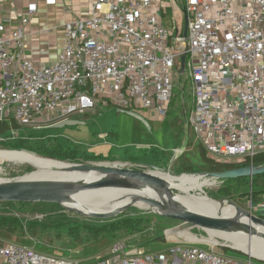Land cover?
<instances>
[{"label": "built area", "instance_id": "built-area-1", "mask_svg": "<svg viewBox=\"0 0 264 264\" xmlns=\"http://www.w3.org/2000/svg\"><path fill=\"white\" fill-rule=\"evenodd\" d=\"M37 12L31 4L16 27L0 23V125L11 128L8 136L0 135V142L18 137L14 125L43 128L35 126L37 116L49 115L56 125L98 107L148 112L164 119L174 98V76L179 73L194 86L190 133L211 158L226 163L250 161L248 166H253L254 158L264 153V0H90L87 15L73 16L65 23L57 60L43 66L25 54L24 31ZM179 153L173 150L170 167ZM122 166L150 169L130 163ZM192 235L199 240L174 236L173 241L166 239L164 250L156 252L143 247L128 251L122 243L116 244L108 256L91 264L264 261L248 254V258L226 255L217 249L225 244L207 241L209 232ZM0 264L80 263L0 237Z\"/></svg>", "mask_w": 264, "mask_h": 264}, {"label": "rangeland", "instance_id": "rangeland-1", "mask_svg": "<svg viewBox=\"0 0 264 264\" xmlns=\"http://www.w3.org/2000/svg\"><path fill=\"white\" fill-rule=\"evenodd\" d=\"M177 15L180 17V13ZM164 23L166 25L168 24L167 18H164ZM181 24L182 22H179V25ZM184 25L185 23L183 20V27ZM174 80H175L174 98H173L174 100L170 109L169 119H177V125L179 126L180 124L181 127L186 129L185 136L181 138H176L175 136L176 128H174L173 126L164 127L160 122H154L150 120L148 121L150 125L149 126L150 128L148 129V127L139 120L124 113H120L119 110L116 108L98 107L95 111L89 112L86 116H82L78 118L73 117L74 120L82 122L84 124L73 127H65L61 129L53 128L54 125H51L49 115H46L42 118L37 116L35 118V123H36L35 126L39 125V127L42 126L43 128L40 129L33 127L23 128L24 130L27 131L28 134L32 135V139H29L27 143L21 145H17V143L14 144L13 143L14 140L0 142V152L27 150L36 153V155L41 158L67 163L68 165H73V166L86 165V164L109 165V166L118 164L122 166V164L124 163H119L114 161H104L100 159L98 160L86 159L85 157H78L74 160L52 159L44 153L45 151L44 149L46 147L40 145L46 142L48 137H54V136H59L60 139L63 141H70L73 143H81L83 145H89V143H86L89 140V138H87L88 136L90 135L92 137L96 136L97 138L96 141L99 142L105 141L104 139L99 138V132L101 133L102 130L106 132H111V130H114V131H118L119 133L121 132L124 133L125 136L124 138L121 137L118 141L117 138H110L113 141L110 144H114L113 147L110 145L111 146V148H109L110 151H112L113 149H117L119 147L118 144H120L123 141L121 145L126 144V147H128V150L130 152L135 153L138 156L144 155L146 159L150 158L151 148L158 147L159 149L167 150L169 152L177 149L179 152H181L185 148L186 141L189 138L192 140L193 146L192 145L189 146L186 152L190 156L191 160L194 162L195 172H197L198 174L202 173L199 171V165H200L198 164L199 151L198 148L196 147V143H197L196 136L193 133L188 134L189 133L188 118H190V116L193 114L194 111V96H193L194 86L190 83V79L187 78V75H180L179 73H175ZM184 84H185V90L183 91L182 88ZM184 113L186 115H184ZM183 117L185 118V122L183 121ZM120 150H121L119 151L120 154L118 153L114 155V157L105 156V158L110 160L124 161L125 158L121 156V154L122 152H125V150L124 149L122 150L121 148ZM146 153L147 155H145ZM154 167H157L160 170H162L161 172H156L160 175L168 174L176 178L177 176H181L182 174H184L180 172L177 169V167L173 169L174 165L171 167L169 164L163 166L162 163L158 162L154 165ZM33 170L34 168L28 165H19V164L2 161L0 162V179L17 180L25 177L27 174L34 172ZM196 176L197 175L193 177ZM203 181L211 182L214 185L212 187L202 188V190H199L197 189V187L194 186L189 187L184 182H182L184 184H181L179 187L172 185V188L176 190V192L178 193L177 196L179 197L180 196L187 197L190 195H201V196H208L218 202H222L223 199H225L230 202L232 201V203H234L236 206H239L244 210L252 212L254 215H256L257 209L255 208L251 209L250 207L251 205H253L252 191L246 185H243L241 187V191L243 192L248 191L249 195L247 197H240V195H234L231 200L228 198H223L221 196L220 190L224 187L222 181L220 180L216 181L215 179H202L201 182ZM12 207H14L13 208L14 212L13 213L10 212V213L13 214L15 217L17 218L19 217L22 220H24L23 221L25 227L24 232L10 234V235L0 232L1 238L11 242H15L17 244L33 246L39 251H43L45 253H49L55 256L56 254H59L57 255L58 257L69 258L78 261L80 264H91L96 262L99 257H103L106 254L111 253L114 245L122 243L124 246H126L125 240L129 238L131 239V237H133V236H124V235L122 236L120 235V233H118V236H116L114 239L112 238V236L108 234H104L103 236L98 238H89L87 234L88 232H90V227L87 224L93 223L94 226L97 227L99 224H101L100 221H112L114 219L101 220V219L90 218L80 215L76 212L69 211L70 209L67 210L61 206H55V205L34 204L29 206L14 205ZM4 208L5 207H0V210ZM147 216H150L149 218L151 224H153L155 227L153 228L152 231L154 232V235L158 237V239L156 241H150L148 243H145L146 247H143L141 249H144L145 251L148 252H156V251L164 250L168 246V242L166 241L167 240L173 241L175 239L174 236L177 237L176 235H170L169 237L165 233L166 230L169 229L176 230L179 225L181 226V222L165 218L162 215H158L154 213L153 211L147 212L139 208H131V207L122 210V214L117 218H115V220L116 221L121 220L126 217L146 218ZM55 218L56 219L62 218L67 223L72 222L74 223V225L81 226L79 242L77 244L74 243L73 239L70 236L53 229L55 223L52 225L51 228L48 227L41 228V230L36 235H32V233L29 232V226L27 228V221L29 222L34 220L42 221L45 219L46 221L44 220V222L45 223L47 222L46 226H48L49 222L56 220ZM181 230L182 229H179L178 231L180 232ZM188 230H190L192 234L205 235V232L198 227H193ZM175 232H177V230ZM175 232H169V233H175ZM92 236L94 235L92 234ZM242 236H245L249 240L252 239L251 235H246L242 233ZM135 238H139V236H136ZM213 239L218 243L220 242L222 244H225L224 248L217 247V249L223 250L226 255L232 257L248 258V256L243 252L234 251V249L231 250L233 247L230 246L229 244H226L222 240L216 238ZM147 240L149 239H146L145 237L140 238V241L146 242ZM210 240L212 241V237L209 238L207 241ZM200 247L205 250L210 249L208 244H200ZM126 249L128 250L127 246ZM61 251H63L65 254L63 255V252ZM130 253L133 254L134 252H130ZM253 260L255 264H264V261H259L256 259Z\"/></svg>", "mask_w": 264, "mask_h": 264}, {"label": "water", "instance_id": "water-1", "mask_svg": "<svg viewBox=\"0 0 264 264\" xmlns=\"http://www.w3.org/2000/svg\"><path fill=\"white\" fill-rule=\"evenodd\" d=\"M187 21L185 22L184 37L187 35ZM186 57H181V69L184 71ZM119 112L129 115L144 125L150 128L148 120L141 114L132 111L119 110ZM82 122L75 120H67L58 123L53 126L55 129H61L65 127H73L82 125ZM190 134V130L188 129ZM189 140V138H188ZM188 144L182 150H187ZM24 152L36 155L32 151L24 150ZM69 170L75 171H98L104 174V177L98 182L92 184H84L79 181L73 180H51V179H17L10 181L0 182V202L1 203H50L58 204L61 207L69 210L66 204L74 202V196L87 189H102V188H127V189H140L145 183L152 187L158 188L162 193L167 196V202L159 201L156 199H148V201L154 204L160 212H154L158 215H162L165 218L176 220L181 222L177 229H190L198 227L204 232L213 231L221 233H235L245 232L252 235H260L264 237V233H260L256 226L264 228V218L254 215L252 212L246 211L243 208L236 206L234 203L223 199L221 203L228 202L230 205L236 208V214L234 217H206L197 215L190 212L177 200V192L172 188L171 184L164 178L154 174L152 171L161 172L157 167L149 166L150 170H135L129 169L123 166L116 165H69ZM264 174V165H253L235 168L223 173H199V174H182V175H203L210 179L215 180H227V179H239V178H253L258 175ZM181 175V176H182ZM76 212L80 215L101 219L112 220L122 214L121 210H116L110 213L97 214L89 213L84 214L76 210H69ZM246 217L251 220L253 225L244 223L242 218ZM234 249V248H232ZM242 252L240 250L234 249ZM244 253V252H243ZM264 260V259H263Z\"/></svg>", "mask_w": 264, "mask_h": 264}, {"label": "trees", "instance_id": "trees-1", "mask_svg": "<svg viewBox=\"0 0 264 264\" xmlns=\"http://www.w3.org/2000/svg\"><path fill=\"white\" fill-rule=\"evenodd\" d=\"M182 89L183 91L185 90V84ZM172 103L164 118V122H163L164 127L173 126L174 128H176V133H175L176 138H181L185 136L186 129L181 127L180 124L179 126L177 125V119H169ZM184 115L186 114L184 113ZM183 121L185 122L184 117H183ZM14 129L19 133L18 137L13 141L14 144L15 143H17V145L25 144L27 143V141H29V139H32V135L28 134L26 130L21 129L16 125H14ZM10 130L11 128L7 126V124L0 125V135H4V134L7 135L9 134ZM44 143L40 145L43 147H46L44 149L45 150L44 153L52 159L74 160L78 157H85L86 159L102 160L99 157L90 155L88 151H86L85 149L81 148L80 146H78L77 144L73 142L61 140L59 136L49 137L47 141ZM186 144H188V147L191 145L193 146L191 139L189 140L187 139ZM196 147H198L199 154L202 159V164L199 165V171L202 173H223L226 171L233 170L235 168L248 166L251 163L250 161L243 162V163L219 162L211 158L208 155L206 149L201 144L196 143ZM185 152L181 151L179 153L175 161L173 169L177 167V169L184 174H198L197 172H195L194 163H192L185 156ZM253 164L259 165V166L264 165V153L256 156L253 160ZM163 166H166L165 161H163ZM243 185H246L252 191V203L255 204L262 200V196L264 195V174L255 176L253 178H239V179L224 180L223 181L224 187L220 190L221 196L223 198H228L231 200L234 195H240V197H247L249 195V192L241 191V187ZM34 204L60 206L58 204H50V203H7V202L1 203L0 202V207H5L4 209L0 210V232L5 233L7 235L23 233L24 228H25L24 223H23L24 220H22L19 217L17 218L13 214H11L14 212L13 211L14 207L12 206L14 205L29 206V205H34ZM112 205H109L108 207ZM128 212H125V213H128ZM6 213H9V214H6ZM149 217L150 216H147L146 218L145 217H126L121 220H117L118 222L115 219L112 221H100L101 224H99L97 227H95L93 223L87 224L90 227V232L87 231L88 232L87 235L89 236V238H98V237L103 236L104 234H108L112 236L113 239L116 236H118V233H120V235L122 236L123 235L133 236L131 237V239L129 238L125 240V245L127 246L129 251H136L138 250V248L146 247L145 243H148L150 241H156L158 239V237H156V235H154V232L152 231L153 228L155 227L153 224H151ZM44 220L42 221L34 220L30 222L27 221V228L29 226V232H31L32 235H36L41 230V228H47V227L51 228L52 225L55 223L53 229L70 236L73 239L74 243L77 244L79 242L81 226L74 225V223L72 222L67 223L62 218L53 220L48 223V226H46L47 222L45 223ZM92 234L94 236H92ZM170 235H176L177 237L175 238H183L187 241L199 240L194 235H192L190 230L188 229L181 230L180 232L177 231L175 233H168L169 237ZM136 236H139V238H135ZM82 237H85V236H82ZM143 237L149 240H147L146 242L140 241V238H143ZM40 252H43V251H40ZM64 254L65 253L63 252V255ZM109 254L110 253L106 254L105 256H108ZM57 255L59 254H56V256Z\"/></svg>", "mask_w": 264, "mask_h": 264}, {"label": "bare ground", "instance_id": "bare-ground-1", "mask_svg": "<svg viewBox=\"0 0 264 264\" xmlns=\"http://www.w3.org/2000/svg\"><path fill=\"white\" fill-rule=\"evenodd\" d=\"M6 161L19 165H28L34 168V172L20 178L24 180L30 179H51V180H73L84 184H92L98 182L104 177V174L98 171H75L69 170L67 163L54 160L44 159L37 155H33L24 151H1L0 162ZM58 162V163H57ZM116 166H120L116 164ZM157 172V171H156ZM154 174L167 180L171 186L179 187L184 182L189 187L202 188L212 187L214 184L208 181L201 182L202 179H210L203 175H182L176 178L168 174ZM160 172V171H159ZM165 173V172H162ZM192 178V179H191ZM6 181L0 179V182ZM74 202L66 204L70 210H76L84 214L97 213L105 214L116 210H125L129 207L139 208L143 211L160 212V210L148 199H156L167 202V196L158 188L148 184H143L140 189L127 188H102L87 189L75 195ZM177 200L192 213L206 217H234L236 208L228 202H218L208 196L190 195L187 197L177 196ZM113 204V205H112ZM109 205H112L108 207ZM244 223L253 225L251 220L246 217L242 218ZM260 233H264V228L256 226ZM212 237V242L218 243L213 238L220 239L229 244L234 249L240 250L245 254L263 260L264 259V237L260 235H252L245 232L221 233L208 231ZM242 233L251 235L252 239L242 236ZM254 236V237H253ZM255 238V242L254 241ZM211 241V240H210ZM209 241V242H210Z\"/></svg>", "mask_w": 264, "mask_h": 264}, {"label": "crops", "instance_id": "crops-1", "mask_svg": "<svg viewBox=\"0 0 264 264\" xmlns=\"http://www.w3.org/2000/svg\"><path fill=\"white\" fill-rule=\"evenodd\" d=\"M31 4L37 6L38 12L24 31L26 36L25 54L33 59L37 66L48 65L57 60L62 50L65 23L73 16L87 15L90 9V0H51V2H49V0H15L11 3L0 0V23L10 24L11 28L16 27L17 20L26 14L29 5ZM142 115L148 121L152 120L154 122H160L162 126H164V119H157L148 112H143ZM124 136L125 135L122 132L119 133L114 130L106 132L102 130L101 133L99 132V138L104 139L105 141H96V136L92 137L90 135L87 137L89 140L86 142L89 143V145H83L81 143L75 144L88 151L90 155L99 157L104 161L130 163L144 165L146 167L154 166L158 162L163 164V161H165L166 165H170L172 162L174 157L173 150L169 152L167 150L159 149L158 147L151 148L150 158L148 159H146L144 155L138 156L135 153L130 152L128 147H126V144L121 145L123 141L118 144L119 147L117 149L110 151L109 148L114 146V144H110L113 142L110 138H117L118 141L121 137L124 138ZM120 148L125 150V152H122L121 154V156L125 158L124 161L105 158V156L114 157V155L118 153L120 154ZM145 155H147V153ZM185 156L194 163L187 152H185ZM198 159V164L201 165L202 159L200 154ZM252 204L253 205L250 206L251 209H257L256 215L264 218V195L262 196L261 201Z\"/></svg>", "mask_w": 264, "mask_h": 264}, {"label": "flooded vegetation", "instance_id": "flooded-vegetation-1", "mask_svg": "<svg viewBox=\"0 0 264 264\" xmlns=\"http://www.w3.org/2000/svg\"><path fill=\"white\" fill-rule=\"evenodd\" d=\"M192 179V178H191ZM182 184H184V183H182Z\"/></svg>", "mask_w": 264, "mask_h": 264}]
</instances>
